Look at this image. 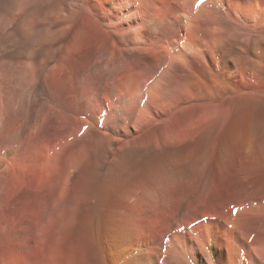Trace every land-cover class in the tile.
<instances>
[{
	"label": "bare ground",
	"instance_id": "6f19581e",
	"mask_svg": "<svg viewBox=\"0 0 264 264\" xmlns=\"http://www.w3.org/2000/svg\"><path fill=\"white\" fill-rule=\"evenodd\" d=\"M0 39V264H264V0H0Z\"/></svg>",
	"mask_w": 264,
	"mask_h": 264
},
{
	"label": "rangeland",
	"instance_id": "374dc122",
	"mask_svg": "<svg viewBox=\"0 0 264 264\" xmlns=\"http://www.w3.org/2000/svg\"><path fill=\"white\" fill-rule=\"evenodd\" d=\"M160 1H161V3H160ZM156 0V2H158L159 4H164V2L165 3H167V1L168 0ZM184 32H185V34H184ZM182 37L184 38V36H186V37H189V36H191V35H187V34H190V32H188V30L186 29H183V31H182ZM1 40V39H0ZM150 51H153L152 49L150 50ZM155 51H158V50H155ZM159 52V51H158ZM98 71V72H97ZM96 72H97V75H101V73H100V71L99 70H97ZM123 72H120V73H116V75L117 76H119V75H121ZM110 79H112V78H110ZM112 81V80H111ZM62 84V85H61ZM72 85V86H71ZM22 87V83H21V86H20V88ZM39 87V86H38ZM72 87H74V84H71V83H60V84H52V85H46V86H44V92H43V94L42 95H40V97L38 98V103H40V104H42V103H44V104H46L47 103V101H48V98H47V96L48 97H50V95L52 94V96L51 97H53L52 99H54V100H58V101H61L62 99H64L65 98V95L69 92V91H71L70 89H72ZM86 88H88V86H86ZM22 89V88H21ZM20 89V90H21ZM38 89V88H37ZM48 94V95H47ZM47 100V101H46ZM46 113H47V111H44V112H42V113H40V116H39V125H38V127L39 128H37L36 130H33L29 135H27V134H25L24 136H23V138H22V142H23V139H24V141L26 142V144H27V148H34L35 147V139H36V137H37V135H38V133H39V137H41V138H44L43 137V135L45 136V138L47 139V138H50V134H51V136L54 134V133H56L57 131H58V127H56L57 125H56V123L53 121V120H51L50 118H47L46 120H45V122L43 123V118H44V116L46 115ZM42 115V116H41ZM15 117H17V116H15ZM52 123H50V122ZM42 123H43V126H42ZM55 123V124H54ZM45 124V125H44ZM50 124H51V126H50ZM56 125V126H55ZM43 127V128H42ZM45 127V128H44ZM55 127V128H54ZM42 128V129H41ZM47 128H49V129H47ZM26 129V128H25ZM45 129V130H44ZM43 130V131H42ZM41 131V132H40ZM47 134H46V133ZM42 134V135H41ZM46 134V135H45ZM31 136V137H30ZM35 136V137H34ZM6 139H5V138ZM9 139V135L6 133V131H3V133L1 134V137H0V144L1 143H3V142H5V141H7ZM31 141V142H30ZM22 142L19 144V146L22 144ZM29 143V144H28ZM33 143H34V145H33ZM19 146H17L16 148H19ZM98 148V147H97ZM19 168V169H18ZM22 171V172H21ZM21 173V174H20ZM21 176V177H20ZM25 178V179H24ZM28 178L25 176V175H23V170L21 169V167H18V166H15V167H13L9 172H7L6 174H5V176H4V178H3V182H7L8 184H9V186H10V192H9V194H8V207L7 206H5L4 207V209H3V212H4V215H5V217L12 223V222H14L15 223V228L17 227V225H18V219H19V216H21V215H25L26 217H30V215L32 214V211L38 206V204H39V201H41V199H45V197H49V191H46L45 192V195H44V193L42 192V189H40L38 186H36V185H34V183L32 184V182L28 179ZM8 180V181H7ZM30 181V182H29ZM10 182H12L11 184H10ZM15 183V184H14ZM27 183H29V184H27ZM22 184H23V187H22ZM15 185H17V186H15ZM27 185V186H26ZM26 186V187H25ZM29 186V187H28ZM22 188L21 190H23V189H31V190H34V193L32 194V196L31 197H29L28 199H25L24 201H23V203L21 204H19V202H18V200H17V198H16V196H15V194L17 195V192L19 193V191H20V188ZM37 187V188H36ZM40 189V190H39ZM37 190V191H36ZM11 192H12V194H13V196L11 195ZM39 192V193H38ZM43 194H42V193ZM15 193V194H14ZM1 194V193H0ZM40 195V196H34V195ZM41 195H42V197H41ZM41 197V198H40ZM13 198V199H12ZM35 198V199H34ZM38 200V202H36V201ZM32 201H34V202H32ZM16 202H17V204H16ZM26 203V204H25ZM28 203V204H27ZM36 203H37V205H36ZM24 205V206H23ZM27 206V207H26ZM23 208V209H21V208ZM18 208H20V209H18ZM27 208H28V210H27ZM33 208V209H32ZM8 209V210H7ZM8 211V212H7ZM29 211H30V215H28L29 214ZM24 212V213H23ZM25 212H27V214L25 213ZM8 213V214H7ZM11 213V214H10ZM21 214V215H20ZM14 216V217H13ZM18 216V217H17ZM12 219V220H11ZM211 221H213V219H210ZM14 223H12V224H14ZM186 227H182V229H185Z\"/></svg>",
	"mask_w": 264,
	"mask_h": 264
}]
</instances>
